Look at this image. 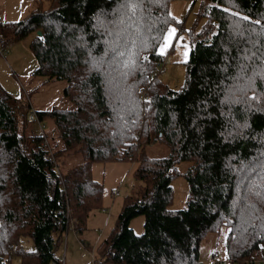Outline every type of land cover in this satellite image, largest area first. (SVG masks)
I'll return each mask as SVG.
<instances>
[{
	"label": "trees",
	"instance_id": "obj_1",
	"mask_svg": "<svg viewBox=\"0 0 264 264\" xmlns=\"http://www.w3.org/2000/svg\"><path fill=\"white\" fill-rule=\"evenodd\" d=\"M168 4L50 0L24 19L0 23L9 41L41 31L30 44L36 72L63 79V95L71 102L35 111L55 124L61 144L50 154L41 134L19 130L20 99L0 91V264H10L14 254L21 264L57 261L54 249L70 220L79 230L89 211L101 206L102 185L92 179L91 163L120 159L136 163L140 186L97 245L98 261L199 264L202 238L221 226L227 230L226 264L260 253L264 0H201L205 22L191 38L179 87L156 76L148 80L162 61L157 47L173 21ZM147 85L148 99L142 100L137 90ZM157 139L169 153L147 156L143 145ZM71 149L82 162L63 172L57 159ZM179 161H189L182 172L187 200L170 208ZM138 214L143 229L135 233L129 220ZM22 235L31 237L33 250L22 248Z\"/></svg>",
	"mask_w": 264,
	"mask_h": 264
},
{
	"label": "rangeland",
	"instance_id": "obj_2",
	"mask_svg": "<svg viewBox=\"0 0 264 264\" xmlns=\"http://www.w3.org/2000/svg\"><path fill=\"white\" fill-rule=\"evenodd\" d=\"M49 4L50 0H0V23L24 19L37 6L47 8ZM200 6L201 0H169L168 11L173 16V21L157 47L162 61L155 63L153 67V77L156 76L169 87H179L183 83L191 38L205 22V17L200 14ZM0 34L7 39L8 44L0 53V91L4 89L20 99L19 130L24 128L29 134H41L42 145L53 154L61 144L53 119H40L44 124L41 130L42 125H39L36 119L31 120L30 112L70 107L71 102L63 95L65 81L47 78L36 72L38 62L30 44L37 30L30 31L14 41H9L1 29ZM143 152L147 156H165L169 153V148L163 140L157 139L143 145ZM57 161L60 169L65 172L80 164L82 156L79 151L71 149L61 152ZM188 164L189 161L176 163V169L180 173L171 178L170 208H181L186 204L188 184L182 172ZM135 165L136 163L129 159L97 160L91 163V177L102 185L101 206L89 211L79 230L74 229L78 225H73L70 220V227L63 232L54 249L55 256L63 260L64 264H92V255H96L97 245L111 233L125 198L135 194L140 186V181L134 174ZM112 190H118V194H113ZM103 210H106V213ZM106 217L108 218L105 222ZM129 221L135 233L142 231L141 214L133 216ZM226 231V227L221 226L218 231L208 232L202 238L199 246V264H212L214 261V264H226ZM20 242L23 249H34L30 236L22 235ZM214 252L216 255H211ZM10 259V264H21L18 254L12 255ZM95 260L98 264H126L105 263L103 260L98 261L96 257ZM245 264H264V243L261 244L260 253Z\"/></svg>",
	"mask_w": 264,
	"mask_h": 264
},
{
	"label": "built area",
	"instance_id": "obj_3",
	"mask_svg": "<svg viewBox=\"0 0 264 264\" xmlns=\"http://www.w3.org/2000/svg\"><path fill=\"white\" fill-rule=\"evenodd\" d=\"M5 47H7V39L2 34H0V53H2L4 51ZM143 59L144 60L148 59L147 54H144ZM153 71L154 70L152 68L148 74V80H151V78L153 77ZM148 87L149 86L147 85V86L141 87L139 89L138 94H139L140 99H142V100L148 99V90H147ZM30 118H35L37 120L38 124L42 125V127H40L42 130V128L44 127V124H42V122L38 118L35 111L30 112ZM112 192H113V194H118V190H112ZM103 211L106 212V210H103ZM106 220H107V217L105 219V222H106ZM214 263H215V261L212 264H214ZM53 264H64V263H63V260L58 259L57 261L53 262ZM92 264H98L97 261L95 260V255H92Z\"/></svg>",
	"mask_w": 264,
	"mask_h": 264
},
{
	"label": "water",
	"instance_id": "obj_4",
	"mask_svg": "<svg viewBox=\"0 0 264 264\" xmlns=\"http://www.w3.org/2000/svg\"><path fill=\"white\" fill-rule=\"evenodd\" d=\"M37 34L38 35L41 34V31L40 30H37ZM242 264H245V263H242Z\"/></svg>",
	"mask_w": 264,
	"mask_h": 264
},
{
	"label": "crops",
	"instance_id": "obj_5",
	"mask_svg": "<svg viewBox=\"0 0 264 264\" xmlns=\"http://www.w3.org/2000/svg\"><path fill=\"white\" fill-rule=\"evenodd\" d=\"M9 43V42H8ZM8 45V44H7ZM106 213V212H105ZM108 218V217H107ZM211 255H213V253H211Z\"/></svg>",
	"mask_w": 264,
	"mask_h": 264
},
{
	"label": "snow or ice",
	"instance_id": "obj_6",
	"mask_svg": "<svg viewBox=\"0 0 264 264\" xmlns=\"http://www.w3.org/2000/svg\"><path fill=\"white\" fill-rule=\"evenodd\" d=\"M170 35H171V33H170Z\"/></svg>",
	"mask_w": 264,
	"mask_h": 264
}]
</instances>
